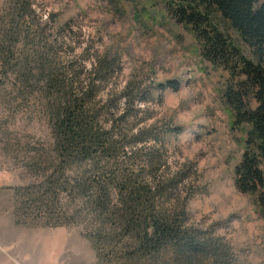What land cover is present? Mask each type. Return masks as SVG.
<instances>
[{
  "label": "rangeland",
  "instance_id": "374dc122",
  "mask_svg": "<svg viewBox=\"0 0 264 264\" xmlns=\"http://www.w3.org/2000/svg\"><path fill=\"white\" fill-rule=\"evenodd\" d=\"M171 1L0 0V17L14 7L21 23L49 22L40 45L58 52L45 65L78 78L75 86L95 78L97 55L107 57L112 71L94 80L93 104L106 130L128 136L124 152L65 172L44 78L21 92L0 83V264H154L134 255L137 234L121 219L119 187L130 182L147 187L159 210L185 212L184 227L208 246L192 264H264V218L234 184L248 127L234 126L226 102L231 74L170 18ZM181 255L169 247L155 264H185Z\"/></svg>",
  "mask_w": 264,
  "mask_h": 264
},
{
  "label": "trees",
  "instance_id": "16d2710c",
  "mask_svg": "<svg viewBox=\"0 0 264 264\" xmlns=\"http://www.w3.org/2000/svg\"><path fill=\"white\" fill-rule=\"evenodd\" d=\"M26 5L30 8L28 2ZM167 8L175 23L195 34L205 57L222 64L231 74L226 102L235 118L234 126L248 127L245 149L234 172V184L238 192L254 198L264 218V0H172ZM18 12V8H8L0 17V83L11 81L21 92L25 84L44 78L46 91L53 101L46 109L54 124L56 150L63 170L66 172L82 161L103 160L124 152L123 140L128 136L120 133L119 138L115 137V124L106 130L93 104L94 80L110 74L112 63L106 56L97 55L92 70L95 78L86 85L75 86L76 74L75 80H68L60 75L57 67L45 65L49 56H56L58 52L53 45H40V41L51 36L47 35L49 22L42 24L33 20L27 25L21 23ZM6 19L12 24H4ZM218 19L237 33L239 44L217 26ZM23 25L27 27L26 34L22 31ZM167 87L178 90L179 84L169 82ZM158 89L164 93L166 87ZM180 130L175 128L172 132L178 134ZM146 188L136 182L119 187L125 207L121 219L138 238L134 255H142L154 264L169 247L182 254L185 264L207 255L208 246L184 227L185 212L159 210L149 199L153 194ZM95 204L103 212L108 210L100 200ZM212 253L218 252L210 248Z\"/></svg>",
  "mask_w": 264,
  "mask_h": 264
}]
</instances>
